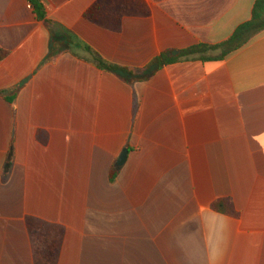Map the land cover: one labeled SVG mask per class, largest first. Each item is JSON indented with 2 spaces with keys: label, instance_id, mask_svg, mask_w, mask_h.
Instances as JSON below:
<instances>
[{
  "label": "crops",
  "instance_id": "obj_1",
  "mask_svg": "<svg viewBox=\"0 0 264 264\" xmlns=\"http://www.w3.org/2000/svg\"><path fill=\"white\" fill-rule=\"evenodd\" d=\"M95 1L41 0L40 18L0 0V264H35L28 218L64 229L58 264H264V31L152 67L223 42L256 0H146L120 32L85 18Z\"/></svg>",
  "mask_w": 264,
  "mask_h": 264
},
{
  "label": "trees",
  "instance_id": "obj_2",
  "mask_svg": "<svg viewBox=\"0 0 264 264\" xmlns=\"http://www.w3.org/2000/svg\"><path fill=\"white\" fill-rule=\"evenodd\" d=\"M32 7L37 10L40 18L44 16L41 0H29ZM151 14V7L146 0H96L85 12V18L113 32L122 30L123 19L129 16L145 17ZM264 31V0H256L251 19L240 24L233 34L218 44H196L186 49L166 51L157 56L153 62V70L162 68L190 57H198L203 61H222L230 54L238 51L251 41L255 36ZM93 59L101 68L108 71H121L130 76L135 73L130 68L119 67L105 61L97 53L91 52ZM216 54V55H214ZM4 52L0 50V57ZM149 77V75H146ZM142 76V77H146ZM141 78V76L139 77ZM9 100L13 101L14 96ZM41 135V134H40ZM120 168L114 165L110 171V181L114 182ZM212 208L219 213L237 216L233 204L228 199H220L213 203ZM27 227L30 233L35 264H58L62 247L64 229L51 226L35 218L27 219Z\"/></svg>",
  "mask_w": 264,
  "mask_h": 264
},
{
  "label": "water",
  "instance_id": "obj_3",
  "mask_svg": "<svg viewBox=\"0 0 264 264\" xmlns=\"http://www.w3.org/2000/svg\"><path fill=\"white\" fill-rule=\"evenodd\" d=\"M128 149H124L121 153V155L119 156L118 160H117V166L118 167H122L127 159V155H128Z\"/></svg>",
  "mask_w": 264,
  "mask_h": 264
},
{
  "label": "rangeland",
  "instance_id": "obj_4",
  "mask_svg": "<svg viewBox=\"0 0 264 264\" xmlns=\"http://www.w3.org/2000/svg\"><path fill=\"white\" fill-rule=\"evenodd\" d=\"M62 248V247H61Z\"/></svg>",
  "mask_w": 264,
  "mask_h": 264
}]
</instances>
